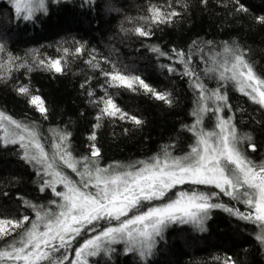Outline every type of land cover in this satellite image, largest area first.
<instances>
[{"label": "snow or ice", "instance_id": "6c2138e0", "mask_svg": "<svg viewBox=\"0 0 264 264\" xmlns=\"http://www.w3.org/2000/svg\"><path fill=\"white\" fill-rule=\"evenodd\" d=\"M6 2L14 9L16 17L35 23L39 16L48 15L50 3L59 4L63 0ZM177 2L166 0L164 5H150L149 14L139 17L144 24L131 31L139 37L150 38L154 32L145 25L171 24L182 15L176 9ZM200 2L208 4V0ZM84 3L95 6L94 0H84ZM179 4L182 9L188 7L187 0H179ZM221 5L248 13L240 0H227V3L221 0ZM253 19L264 26V15ZM74 43L73 49L58 48L57 51L62 52L59 58L42 57L38 49L30 50L26 54L30 62L12 55L5 44L0 43V71L7 73L0 76V82L6 83L14 71L21 69L26 73L36 69L64 74L62 60L66 65L65 58L69 54L73 57L89 55L82 42ZM149 51L182 65L180 75L189 77L192 82L196 96L191 113L195 122L187 127L194 138L190 150L174 155V146L168 145L149 160L102 166L100 149L95 143L88 145V154L74 156L70 132L50 129L52 142L46 146L38 125L18 121L0 111V147L18 146L20 159L34 170L40 181L39 190H50L54 197L49 201L50 206L19 197L21 205L31 210L35 218L23 215L19 220L0 219V264H98L90 258H106V264H110L118 245L122 246V254L135 255L140 264H149L170 225L191 224L206 231L205 223L216 209L254 226L255 239L264 248V159L256 160L249 155L257 151L254 138L251 133L240 132L233 117L225 114L233 112V108L224 91L231 87L264 109V77L254 72L253 63L238 46L225 44L222 54L215 53L211 57V66L205 69V75L222 82L212 89L190 65V57L185 52L172 49L169 54L159 46H151ZM94 61L93 55L87 63L93 69L100 68ZM162 67L174 74L177 71L171 66ZM102 74L109 78V87L143 90L169 106L173 103L170 93L156 91L140 76L123 74L115 65L110 71L102 70ZM15 90L18 95L27 97L44 119L48 118L45 101L33 94L29 84L18 85ZM87 95L94 98L92 102L100 112L94 129L102 126L104 117L143 124L141 119L120 109L111 96L96 98L94 91H88ZM209 113L210 128L204 123ZM96 139L94 131L88 140ZM185 185L191 190H184ZM0 194L8 195L7 192ZM221 194L232 203L221 202ZM236 204L244 205L247 211H241ZM220 264L236 262L225 257Z\"/></svg>", "mask_w": 264, "mask_h": 264}, {"label": "trees", "instance_id": "16d2710c", "mask_svg": "<svg viewBox=\"0 0 264 264\" xmlns=\"http://www.w3.org/2000/svg\"><path fill=\"white\" fill-rule=\"evenodd\" d=\"M187 2L188 7L182 9L178 0L176 9L182 15L171 24L145 25L154 32L153 36L145 38L135 35L131 29L144 24L139 17L149 14L150 5H164L166 0H94V7L86 5L84 0H63L59 4L50 3L48 15L39 16L35 23L16 17L12 6L0 0V43L5 44L12 55L30 62L26 54L38 49L42 57L59 58L62 52L57 49L61 46L73 49L75 41L82 42L89 53L83 57L69 54L65 58L66 65L62 60L64 74L36 69L31 73L23 69L14 71L6 83L0 82V111L18 121L38 125L46 146L52 142L50 129L70 132L74 156L88 154V145L95 143L100 149L102 166L149 160L168 145L174 146V155L185 154L194 139L187 127L195 122L191 113L196 93L190 78L180 75L183 66L166 56L157 57L149 51L151 46H159L169 54L172 49L188 54L190 65L200 73L209 89L222 82L205 75V69L211 66L215 53H223L225 44L238 46L253 63L254 72L264 77V26L253 19L264 15V0H240L248 13L236 12L232 6L224 7L221 0H208L207 6L200 0ZM93 55L94 63L100 65L98 69L87 63ZM113 65L123 74L140 76L158 92L170 93L172 105L143 90L109 87V78L102 70L110 71ZM165 65L174 67L176 73L162 67ZM4 75L7 73L0 71V76ZM21 84H29L33 94L45 101L47 119L27 97L17 94L15 89ZM88 91H94L96 98L111 96L120 109L141 119L143 124L104 117L102 126L94 129L100 112L92 102L94 98L87 95ZM224 91L233 108V112L225 114L233 117L239 131H249L254 138L257 151L249 155L256 160L264 159V109L231 87ZM210 116L209 113L204 121L209 128ZM94 131L97 139L89 141ZM20 154L18 146L0 147V193H8L7 196L0 194V219L19 220L23 215L35 218L31 210L21 205L19 197L42 205H49L54 199L50 190H39L40 181L34 170L20 159ZM66 171L72 174L70 169ZM183 188L191 190L187 185ZM221 202L232 203L222 194ZM235 206L247 211L242 204ZM205 228L206 231H200L191 224L170 225L149 264H220L225 257H231L236 264H264V248L255 239L254 226L216 209L211 212ZM116 247L117 254L110 264H140L138 257L124 255L122 246ZM93 259L98 264H106V258L90 260Z\"/></svg>", "mask_w": 264, "mask_h": 264}, {"label": "rangeland", "instance_id": "374dc122", "mask_svg": "<svg viewBox=\"0 0 264 264\" xmlns=\"http://www.w3.org/2000/svg\"><path fill=\"white\" fill-rule=\"evenodd\" d=\"M234 122V121H233ZM240 132H246V131H244V130H241ZM248 133H249V131H248ZM263 158V157H262ZM91 259V258H90Z\"/></svg>", "mask_w": 264, "mask_h": 264}]
</instances>
